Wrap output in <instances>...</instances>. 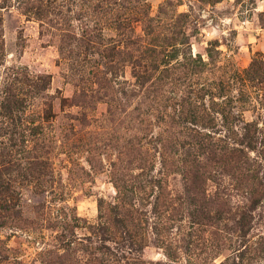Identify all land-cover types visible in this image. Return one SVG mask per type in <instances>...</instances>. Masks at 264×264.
I'll use <instances>...</instances> for the list:
<instances>
[{
    "label": "rangeland",
    "instance_id": "1",
    "mask_svg": "<svg viewBox=\"0 0 264 264\" xmlns=\"http://www.w3.org/2000/svg\"><path fill=\"white\" fill-rule=\"evenodd\" d=\"M0 264H264V0H0Z\"/></svg>",
    "mask_w": 264,
    "mask_h": 264
}]
</instances>
